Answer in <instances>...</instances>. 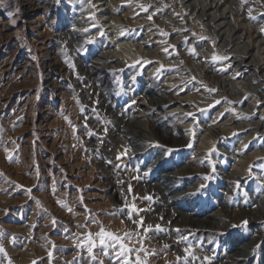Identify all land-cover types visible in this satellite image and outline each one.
<instances>
[{
	"label": "rangeland",
	"instance_id": "rangeland-1",
	"mask_svg": "<svg viewBox=\"0 0 264 264\" xmlns=\"http://www.w3.org/2000/svg\"><path fill=\"white\" fill-rule=\"evenodd\" d=\"M73 1L0 0V244L7 254L0 253V264H125L124 257L115 259L112 248L108 255L101 250L95 235L101 227L121 237L134 233L131 241H121L142 249L128 254L132 264L137 256L144 264H240L239 259L226 261L225 256L231 254V245L242 241H252L243 263L264 264V218L250 211L264 195V161L255 159L239 174L240 163L218 147L221 142L224 151L241 148L240 156H246L252 143L240 147L238 137L249 132L233 135L220 130L219 140L212 143L200 118L211 127H225L221 122L230 115L228 124L237 120L227 109L214 117L220 108L218 100L212 102L214 95L203 94L202 106L191 98L188 105L177 108L173 102L152 105L147 92L154 85L182 97L191 94L190 87L201 89L191 66L198 49H188L190 35L178 37L186 30L169 28L186 12L169 17L164 28L157 11L149 20V6L142 11L136 0H109L116 8L104 18L96 11L100 2ZM258 1L246 10L261 20L264 1ZM237 26L247 36L246 26ZM165 32L174 43L173 51L164 46ZM195 38V45L200 44V36ZM205 38L207 44L210 40ZM116 39L130 44L132 51L140 46L141 52L157 56L128 58L110 45ZM88 40L93 42L85 43ZM205 54L204 63H218L212 60L213 51ZM134 62L139 63L133 67ZM186 107L193 108L196 121L185 117L188 112L181 109ZM133 117L156 128L143 145L147 153L134 157L128 146L131 130L127 134L124 126ZM203 134V143L210 146L206 149L199 148ZM157 144L179 151L165 157ZM185 163L188 168L174 174L175 192L206 185L184 211L186 218L216 214L207 217L203 228L197 222L166 221L169 205L160 204L150 188L160 183L161 174L173 173ZM227 168L236 171L233 180L226 179ZM209 174L213 178L205 180ZM186 201L185 196L176 205ZM133 205L141 211H134L132 219L142 217V227L128 219ZM89 233L94 241L91 253Z\"/></svg>",
	"mask_w": 264,
	"mask_h": 264
},
{
	"label": "bare ground",
	"instance_id": "bare-ground-1",
	"mask_svg": "<svg viewBox=\"0 0 264 264\" xmlns=\"http://www.w3.org/2000/svg\"><path fill=\"white\" fill-rule=\"evenodd\" d=\"M73 1V0H72ZM78 0H74L73 3H77ZM100 2L96 4L98 8L96 11L99 14V17H105L106 14L113 15L115 6H111L109 0H95ZM145 8L149 6L148 16L152 15V13L157 11L158 16H161L160 25L164 28L170 21V18L175 17V15L183 16V12H186L185 17L181 18V20L185 23L182 24L181 20H175L176 24L169 26L171 29H176L178 33H181V30L184 29L187 33L179 35L178 37L187 38L190 35V43L189 50L191 47H195L197 50V55L194 57L193 62L191 63L192 68L195 69V79L198 85H201V89L199 91L193 90L190 87V93L187 96L179 97L177 95V91L166 92L164 90H158L154 85L151 89H147L149 92V96L151 97V104L154 106H165L167 104L177 103V108L183 104L188 105L190 103V99L193 98L195 102H199L200 106L206 104L202 102L201 99L205 98L203 94L214 95L215 99L212 102L219 101V110H217L214 117L217 114L223 113V110L227 109L230 113L233 114V117H236L237 120L235 124H228L230 116L227 118L228 121L221 122V124H225V127L220 126V124H216L211 127V123L205 121L204 117L199 119V124L205 127V130H208V136L213 141L219 140V131H223L224 133H232L233 135H237L241 132H249L246 136H239L238 142L240 147H244L246 143L251 144L250 151L246 154V156H240V149H229L220 146L219 151L224 153H229V157L236 158L235 160L240 163L239 169H234L238 171L240 174L241 170H248L245 165H252L255 159L260 158L264 161V143H260V140L264 141V15L263 18L258 19L253 14H249L247 7L249 5L257 6L258 0H247V2H243V0H136ZM264 1V0H263ZM244 8V9H243ZM143 11V9H142ZM174 11L171 15V12ZM170 12V13H168ZM145 17V16H144ZM110 16H106L107 21ZM118 20H123L122 16L117 17ZM144 19V18H143ZM239 21L241 23H239ZM105 24V23H104ZM103 24V25H104ZM113 29H115V25L110 22ZM187 24V25H186ZM239 24H243L244 28L246 26L247 36L243 35L241 30L239 29ZM176 26V27H175ZM187 26V28H186ZM168 27V26H167ZM166 27V28H167ZM167 30V29H166ZM245 30V29H244ZM114 33V31H112ZM166 33V32H165ZM116 33L111 36V39H114ZM207 37L210 41L205 43L206 39H201L200 44L195 45L196 38ZM164 41L165 48H170L172 51L174 50V43L169 41V35L161 36ZM186 42V41H185ZM214 42L215 44H213ZM111 43V41H110ZM114 47V49H121L122 54H126L128 58H137V56H142V54H146L148 57L152 59V57H156L153 51H140V46L136 47L134 51H132V46L123 41H117V39L110 44ZM207 45V46H206ZM213 47H215L213 49ZM216 49V50H215ZM209 50L213 51L214 54L220 57H228L225 60H218L217 64L209 65L204 63L202 60L204 56H206V52ZM171 51V52H172ZM217 51V52H216ZM194 53V54H196ZM193 57V55H192ZM174 63H179V59H174ZM169 63V61H167ZM220 69H227L226 71H221ZM208 72H211L208 74ZM192 73V72H191ZM237 73L239 75L237 76ZM187 75H190L188 73ZM193 76V75H192ZM236 77L233 79V77ZM194 77V76H193ZM202 82V83H201ZM206 86V87H205ZM214 88L217 89L215 92H210L208 89ZM188 89V88H187ZM189 90V89H188ZM193 93V94H192ZM247 95V99L245 96ZM153 107V106H151ZM182 112H193L192 107H186L184 110L181 109ZM219 111V112H218ZM218 112V113H217ZM217 113V114H216ZM220 115V114H219ZM126 123V124H125ZM124 126L126 129V133L130 134L129 129L131 130V137L133 140L128 144L130 147L129 151L132 156L136 155H144L147 153L148 147H143L146 144V141L151 140L148 136H150L151 132H155L156 128L154 125L145 123L142 124L136 118H132V120H128L125 122ZM136 129H133V127ZM217 126V128H216ZM220 126V127H219ZM198 129L197 127L194 130ZM218 131V132H217ZM206 134L202 135L199 148L204 147L208 148L209 145H205L203 143V139ZM242 137L244 139H242ZM262 137V138H261ZM255 138V139H254ZM187 138L184 140L187 142ZM183 141V142H184ZM210 147V146H209ZM229 147V146H228ZM231 152V153H230ZM161 153V152H160ZM240 156V157H238ZM158 157V156H157ZM233 158V159H234ZM249 161L250 163H247ZM156 162V160H155ZM177 162V161H176ZM180 162V161H178ZM178 164V163H177ZM182 164V163H181ZM185 163L182 167L176 168L175 171L165 172L161 174V177L157 179L160 183H153L150 188L156 193L157 201L163 205L166 203L169 205L168 207V217L166 221L172 220L174 224L182 223L189 224L190 222H197L200 228L206 227L209 219L207 217H213L216 214H206L203 212L199 214L200 216L205 214V216L200 217L199 215H189L188 218L185 217L187 215L184 211H187L191 204V197L193 195H188L189 193H194L196 188L193 186H188L190 188L188 191H178V184L174 181L175 175L181 171L186 170L188 167ZM237 167V166H236ZM233 168H227V173L225 175L226 179L233 180L236 177V171ZM240 170V171H239ZM224 170H222L223 172ZM244 172V171H243ZM245 176V175H243ZM241 178V176H238ZM175 182V184H174ZM175 192V194H173ZM187 197L188 202L178 207V201L180 199H184ZM196 196V195H195ZM260 202H256L257 206L253 210H250L251 213L259 212L260 217L264 218V195L258 197ZM257 198V199H258ZM263 198V199H261ZM178 202V203H177ZM177 203V205L172 204ZM167 205V206H168ZM256 210V211H255ZM165 211H161L163 214ZM177 216L175 217L174 215ZM257 214V213H256ZM201 219H200V218ZM177 218V219H176ZM227 228V227H226ZM240 238V237H239ZM225 240V239H224ZM172 241V240H171ZM252 241H242L237 244L231 245V254H227L225 256L226 261L237 262L238 259L242 262L247 261L250 255V246ZM225 261V262H226ZM222 264V262L220 263ZM244 264V263H243Z\"/></svg>",
	"mask_w": 264,
	"mask_h": 264
},
{
	"label": "snow or ice",
	"instance_id": "snow-or-ice-1",
	"mask_svg": "<svg viewBox=\"0 0 264 264\" xmlns=\"http://www.w3.org/2000/svg\"><path fill=\"white\" fill-rule=\"evenodd\" d=\"M243 2H247V0H243ZM141 8L144 11H147V8H145L143 5H141ZM157 11H159V9H157ZM251 11L252 10L249 9V14H251ZM148 19L151 20L152 17L149 16ZM13 23H15V21H13ZM84 31H88V30L85 29ZM261 31H264V29H261ZM163 34L164 35H167V33H163ZM101 35H103V33H101ZM200 39H206V38L205 37H200ZM90 42H93V41L92 40L85 41V43H90ZM164 51L167 52V49H164ZM227 59H228V57H226V56L220 57V56H217L215 54L212 56V60L213 61H218V60H225L226 61ZM136 63H139V62H134L132 66L135 67L136 66ZM147 63H151V61H147ZM161 68H163V65H161ZM220 70L221 71H226L227 69H220ZM160 71H161V69H157V72H160ZM238 75H239V73H237V76ZM235 78L236 77L234 76L233 79H235ZM193 79H195V77H193ZM208 91L215 92V91H217V89L210 88V89H208ZM245 99H247V95L245 96ZM133 103H135V102L133 101ZM217 103H219V101H217ZM197 110L200 111V112H203L204 111V109H197ZM184 115H185L186 118L191 117L194 121H196V113L195 112H188V113H185ZM221 115H223V114H221ZM261 119H264V117H261ZM69 123H70V121H69ZM156 146L161 147V148L164 149L165 157L167 156V154H170V153L179 151V149L165 147V146L159 145V144H157ZM187 147H189V148L193 147V143L190 142L187 145ZM245 148H247V145H245ZM209 151L211 152L213 150H209ZM117 159H119V156L117 157ZM212 171L215 172V168L214 167H213ZM147 174H148V172H145V175H147ZM212 178L213 177L210 174L204 176V179L205 180H211ZM236 184H237V187H239V181H237ZM205 187H206V185L201 184L200 187L197 189L196 192L189 193L188 195H197ZM58 203H61L62 206H65L66 207V205L63 204V202H58ZM134 211L135 212H139L141 210L140 209H136L135 208V205H133L132 208L128 211V219L129 220H132V222L134 224H137L138 227H142L143 226V218L142 217L139 220H133L132 219L133 212ZM53 223H55V219H53ZM243 224H247V221L246 220L243 221ZM145 230L147 231V230H150V229H145ZM95 235H96V237L99 238V241H100L99 246H100L101 250L105 252L106 255L109 254L108 253V249L109 248H112V250L114 252H116L115 259L117 261H119L121 257H124L125 258V264H132V261L129 260V259H127L128 254L130 252H133V251H141L142 250V249L137 250V249L129 248L123 242H121L123 239H127V240L131 241V239H132V237L134 235V233H132V232L126 233L124 237H121V236H118V235H114L111 232H106L103 229V227H101V230L99 232H97ZM0 238H2V234H0ZM87 244H88V251L91 253L93 251V246H94V241L92 239V234L91 233L88 234ZM116 245L119 246V251H116ZM0 253H4L5 255H7L2 244H0ZM49 255L51 256V253H49ZM205 259H209V258L206 257ZM9 264H11V262H9ZM101 264H102V262H101ZM136 264H144V262L140 260L139 256L136 257Z\"/></svg>",
	"mask_w": 264,
	"mask_h": 264
}]
</instances>
